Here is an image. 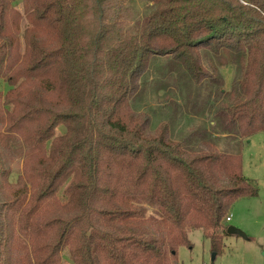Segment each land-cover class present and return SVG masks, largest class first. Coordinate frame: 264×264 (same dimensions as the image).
<instances>
[{"label":"trees","instance_id":"1","mask_svg":"<svg viewBox=\"0 0 264 264\" xmlns=\"http://www.w3.org/2000/svg\"><path fill=\"white\" fill-rule=\"evenodd\" d=\"M150 1L129 24L128 0H0V264H169L194 230L213 262L230 209L257 196L240 151L146 137L128 100L152 53L199 82L198 46L232 48L225 122L243 141L264 133V0Z\"/></svg>","mask_w":264,"mask_h":264},{"label":"rangeland","instance_id":"2","mask_svg":"<svg viewBox=\"0 0 264 264\" xmlns=\"http://www.w3.org/2000/svg\"><path fill=\"white\" fill-rule=\"evenodd\" d=\"M129 24L141 18L152 6L150 0H128ZM22 13L20 1L14 3ZM27 25L23 19L21 29ZM201 80L195 81L181 60L173 54L152 53L148 64L130 92L128 107L143 121V134L148 137L166 131V140L178 142L182 149L198 152L208 147L218 152L242 156V174L253 181L258 194L239 199L230 209L227 224L243 232L249 239L237 236L223 241V253L211 262L209 240L201 230L188 234L191 248L181 246L169 264H264V133L250 140L240 139L235 124L225 122V108L240 96L242 64L237 51L217 45L198 46ZM8 86L0 79V92ZM65 133L58 126L55 135ZM21 171V163L12 166L10 181ZM59 200L64 196L57 193ZM148 214L154 215L148 208ZM64 264H71L63 253Z\"/></svg>","mask_w":264,"mask_h":264},{"label":"water","instance_id":"3","mask_svg":"<svg viewBox=\"0 0 264 264\" xmlns=\"http://www.w3.org/2000/svg\"><path fill=\"white\" fill-rule=\"evenodd\" d=\"M226 233L229 236H237L243 239H247V236L243 232L233 226H229L226 230Z\"/></svg>","mask_w":264,"mask_h":264},{"label":"crops","instance_id":"4","mask_svg":"<svg viewBox=\"0 0 264 264\" xmlns=\"http://www.w3.org/2000/svg\"><path fill=\"white\" fill-rule=\"evenodd\" d=\"M248 140H250V138H249ZM229 217H230V216H229ZM230 221H231V218H230ZM230 221H229V222H230ZM230 237H232V236H229V235H228L227 237H225V238L223 239V241H224L226 238L228 239V238H230Z\"/></svg>","mask_w":264,"mask_h":264},{"label":"built area","instance_id":"5","mask_svg":"<svg viewBox=\"0 0 264 264\" xmlns=\"http://www.w3.org/2000/svg\"><path fill=\"white\" fill-rule=\"evenodd\" d=\"M230 221V217L226 218V222L228 223Z\"/></svg>","mask_w":264,"mask_h":264}]
</instances>
